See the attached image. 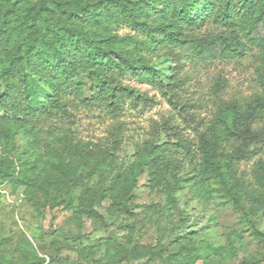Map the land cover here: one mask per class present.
I'll list each match as a JSON object with an SVG mask.
<instances>
[{
    "label": "trees",
    "instance_id": "16d2710c",
    "mask_svg": "<svg viewBox=\"0 0 264 264\" xmlns=\"http://www.w3.org/2000/svg\"><path fill=\"white\" fill-rule=\"evenodd\" d=\"M211 20L221 25L219 33H195ZM120 26L132 32L120 35ZM252 48L263 62V91L241 100L225 99L226 81L218 79L212 87L216 110L207 122L198 121L179 94L181 52L187 50L201 61L238 60ZM160 49L172 62L167 75L153 61L152 54ZM127 76L159 86L194 136L182 133L175 118L164 119L130 169L119 168L102 190L88 186L80 191L81 213L101 217L98 209L115 193L117 204L108 217L127 213L145 172L153 187L162 188L174 203V194L188 181L176 174L188 161L197 172L193 187L204 190L213 179L247 220L250 215L264 217V158L253 166V189L237 169L264 146V128L259 126L264 120V0H0V179H8L9 169L19 162L22 170L14 181L20 185L39 187L46 196L55 192L63 197L76 189L83 161L91 157L101 166L105 155L102 150L85 153V145L69 134L65 125L73 121L71 110L105 106L116 112L128 100L139 101L122 82ZM18 135L28 141L26 149L16 146ZM41 149L50 171L40 172L37 179L28 177L25 173L34 171ZM164 251L163 245L112 242L107 257L150 264ZM226 253L236 260V239ZM236 264L252 263L245 258Z\"/></svg>",
    "mask_w": 264,
    "mask_h": 264
},
{
    "label": "rangeland",
    "instance_id": "374dc122",
    "mask_svg": "<svg viewBox=\"0 0 264 264\" xmlns=\"http://www.w3.org/2000/svg\"><path fill=\"white\" fill-rule=\"evenodd\" d=\"M221 30V25L211 20L195 33ZM118 31L120 35L132 32L127 26H120ZM165 52L157 50L152 57L167 75L172 62L162 57ZM180 55L182 88L179 94L198 121L207 122L216 110L212 87L218 79L226 81L225 99L241 100L263 91L260 81L263 62L257 48L249 49L238 60L201 61L187 50ZM122 82L139 96V101L128 100L116 112L105 106L78 105L71 110L73 121L65 125L69 134L85 145V153L102 150L105 155L101 166L98 159L91 157L83 161L76 189L63 197L55 192L46 196L39 187L20 185L14 181L22 170L19 162L9 169L8 179H0V264H39L42 259L46 260L44 264H130L120 257L116 262L107 257V248L112 242L131 246L163 245L162 258L150 264H170V260L178 264H236L245 258L252 264H264V239L251 226L254 224L264 234V217L250 215L247 220L213 179L205 183L204 190L193 187L198 181L197 172L192 171L188 161L176 174L178 179L186 177L188 181L181 183L182 188L173 196L174 203L169 202L162 188L153 187L145 172L139 178L127 213L108 217L117 204V193L113 199L104 200L98 209L101 217L81 213L80 191L88 186L102 190L119 168L130 169L139 158V149L164 119L175 118L182 133L190 138L194 136L159 86L132 76ZM2 91L0 82V94ZM0 116H3L1 111ZM259 126L264 128V120ZM16 146L26 149L28 141L18 135ZM38 156L34 171L27 169L25 173L28 177L37 179L40 172L50 171L45 150H39ZM261 157L264 158V146L255 158L237 166L238 174L250 189L254 188L253 166ZM244 205L248 209L247 201ZM232 239L237 240L236 260L229 259L226 253Z\"/></svg>",
    "mask_w": 264,
    "mask_h": 264
}]
</instances>
